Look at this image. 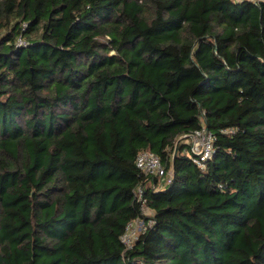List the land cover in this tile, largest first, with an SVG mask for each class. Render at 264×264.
<instances>
[{
    "label": "trees",
    "instance_id": "1",
    "mask_svg": "<svg viewBox=\"0 0 264 264\" xmlns=\"http://www.w3.org/2000/svg\"><path fill=\"white\" fill-rule=\"evenodd\" d=\"M0 264H264V0H0Z\"/></svg>",
    "mask_w": 264,
    "mask_h": 264
},
{
    "label": "built area",
    "instance_id": "2",
    "mask_svg": "<svg viewBox=\"0 0 264 264\" xmlns=\"http://www.w3.org/2000/svg\"><path fill=\"white\" fill-rule=\"evenodd\" d=\"M189 151L192 153V161L198 166L203 165V161L209 157L212 150V136L204 127L196 129L188 135ZM136 166L145 172H152L158 175L164 174V168L157 155L150 151H142L138 153L135 159ZM136 231L133 228V222L128 225L126 232L121 236L122 241L128 246L136 238L137 232L143 227V222ZM134 221V222H136Z\"/></svg>",
    "mask_w": 264,
    "mask_h": 264
},
{
    "label": "rangeland",
    "instance_id": "3",
    "mask_svg": "<svg viewBox=\"0 0 264 264\" xmlns=\"http://www.w3.org/2000/svg\"><path fill=\"white\" fill-rule=\"evenodd\" d=\"M143 212L145 213V214H147V209H143ZM139 226H140V221H136V222H133V228L137 231L138 229L137 228H139Z\"/></svg>",
    "mask_w": 264,
    "mask_h": 264
}]
</instances>
